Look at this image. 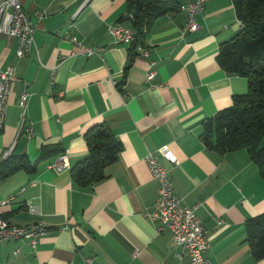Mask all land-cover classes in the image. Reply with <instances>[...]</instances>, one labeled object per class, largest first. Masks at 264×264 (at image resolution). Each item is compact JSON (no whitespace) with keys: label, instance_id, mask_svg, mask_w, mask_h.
Listing matches in <instances>:
<instances>
[{"label":"crops","instance_id":"0c3cea01","mask_svg":"<svg viewBox=\"0 0 264 264\" xmlns=\"http://www.w3.org/2000/svg\"><path fill=\"white\" fill-rule=\"evenodd\" d=\"M170 1L176 9L148 23L146 53L136 51L123 73L129 45L116 43L107 26L130 27L126 0H20L34 30L22 56L16 37L0 35V69L13 67L0 159L20 154L35 163L44 145H56L70 167L87 155L82 133L97 122L108 126L121 150L103 177L84 187L73 182L69 167L56 170L47 161L4 177L0 198L14 197L1 215L15 225L40 221L49 231L34 245L1 240L0 264H190L186 253L175 257L169 229H157L158 220L148 216L157 209L158 181L144 157L161 145L176 159L169 164L159 157L174 191L206 229L210 264H264V256L251 254L244 231V221L264 211L256 164L244 148L216 153L200 139L204 122L247 89L244 77L215 61L219 44L240 28L233 2L206 0L196 30L182 33L184 5L192 0ZM70 35L94 53L74 52ZM149 69L154 76L146 81ZM22 89L28 95L19 128Z\"/></svg>","mask_w":264,"mask_h":264},{"label":"trees","instance_id":"16d2710c","mask_svg":"<svg viewBox=\"0 0 264 264\" xmlns=\"http://www.w3.org/2000/svg\"><path fill=\"white\" fill-rule=\"evenodd\" d=\"M130 6V27L135 40L127 48L123 73L136 55L135 46H143L145 28L159 15L176 9L170 0H126ZM239 30L222 41L215 61L225 72L245 78L244 93L233 94L231 105L219 110L203 124L200 139L216 153L244 148L256 164L264 182V0H232ZM116 86L119 88L120 83ZM87 155L69 167L73 182L88 186L104 175L121 150L120 141L104 122L89 125L82 133ZM59 152L56 145H44L35 163L25 155L7 154L0 159V181L16 170L29 173L37 163L49 162ZM245 241L255 258L264 256V211L244 221Z\"/></svg>","mask_w":264,"mask_h":264},{"label":"built area","instance_id":"2783aa9c","mask_svg":"<svg viewBox=\"0 0 264 264\" xmlns=\"http://www.w3.org/2000/svg\"><path fill=\"white\" fill-rule=\"evenodd\" d=\"M205 1L192 0L184 5L186 19L180 28L182 33L196 30L198 24L195 18L203 9ZM71 25L72 23H69V26ZM107 29L116 43L130 45L135 40L134 31L131 27L124 26L120 22L108 25ZM33 30L34 26L24 12L20 0H0V35L16 37L17 56L27 53L32 42ZM68 38L73 44L74 52H80L86 56L94 53L95 50L93 48L81 45L75 36L70 35ZM135 51L146 53L139 44L135 46ZM12 73V65H7L5 68L0 69V128L3 123ZM153 76L154 71L149 69L145 73V80L151 81ZM27 95L26 89H22L18 95L17 103L20 108L19 128L24 123V107ZM25 132L27 135H31V124L29 122L25 125ZM159 157L164 158L169 164L176 162L174 154L166 145H161L145 155L144 161L148 172L151 178L158 181L157 209L149 212L148 216L151 219L158 220L159 226L157 229L162 227L169 229L174 254L177 259H180L183 253H186L190 264H210L204 256V251L208 247L206 229L194 213V209L184 205L181 197L174 191L168 170L161 164ZM46 167L56 170L68 168L66 154L64 152L58 153L46 164ZM13 197L14 194H10L0 198V207L8 204ZM221 222V219H216L217 224ZM48 231L49 226L40 221L30 222L26 225L11 224L0 212V241L25 238L31 245H34L39 236ZM17 251L18 249L14 250V252ZM84 260L86 263L90 262V258H85Z\"/></svg>","mask_w":264,"mask_h":264},{"label":"rangeland","instance_id":"374dc122","mask_svg":"<svg viewBox=\"0 0 264 264\" xmlns=\"http://www.w3.org/2000/svg\"><path fill=\"white\" fill-rule=\"evenodd\" d=\"M263 141H264V138H263Z\"/></svg>","mask_w":264,"mask_h":264}]
</instances>
